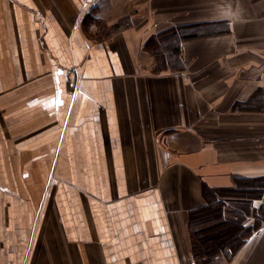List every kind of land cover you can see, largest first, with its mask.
Here are the masks:
<instances>
[{
  "label": "crops",
  "instance_id": "1",
  "mask_svg": "<svg viewBox=\"0 0 264 264\" xmlns=\"http://www.w3.org/2000/svg\"><path fill=\"white\" fill-rule=\"evenodd\" d=\"M238 6L0 0V264L195 262L202 187L264 176V23ZM219 264H264V222Z\"/></svg>",
  "mask_w": 264,
  "mask_h": 264
},
{
  "label": "trees",
  "instance_id": "2",
  "mask_svg": "<svg viewBox=\"0 0 264 264\" xmlns=\"http://www.w3.org/2000/svg\"><path fill=\"white\" fill-rule=\"evenodd\" d=\"M236 180L233 187H202L206 203L192 211L188 221L193 264L230 259L264 222V176Z\"/></svg>",
  "mask_w": 264,
  "mask_h": 264
},
{
  "label": "rangeland",
  "instance_id": "3",
  "mask_svg": "<svg viewBox=\"0 0 264 264\" xmlns=\"http://www.w3.org/2000/svg\"><path fill=\"white\" fill-rule=\"evenodd\" d=\"M239 4L235 11L243 12V19L247 21L249 32H259L264 23V0H231Z\"/></svg>",
  "mask_w": 264,
  "mask_h": 264
}]
</instances>
